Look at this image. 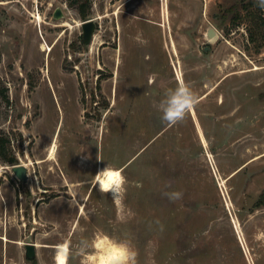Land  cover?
Returning <instances> with one entry per match:
<instances>
[{"label":"rangeland","instance_id":"obj_1","mask_svg":"<svg viewBox=\"0 0 264 264\" xmlns=\"http://www.w3.org/2000/svg\"><path fill=\"white\" fill-rule=\"evenodd\" d=\"M91 2L85 18L69 0H0V264H56L63 242L89 264L109 240L137 264H264V9ZM181 78L200 103L167 127L155 105ZM108 165L120 204L94 180Z\"/></svg>","mask_w":264,"mask_h":264},{"label":"clouds","instance_id":"obj_2","mask_svg":"<svg viewBox=\"0 0 264 264\" xmlns=\"http://www.w3.org/2000/svg\"><path fill=\"white\" fill-rule=\"evenodd\" d=\"M257 6L264 9V0H256ZM200 103L198 94L193 90L189 82L180 79L175 88L165 91L163 99L155 106L161 113L160 119L167 127L176 126L185 121L188 114ZM98 158V157H97ZM3 170L0 169V172ZM122 169L109 165L98 171L94 176L96 186L102 194L111 192L116 204L122 202L126 177ZM172 202L182 198V192L164 193ZM107 239V238H105ZM90 247L86 240H81L78 245V254H84ZM70 255V246L63 244L58 246L56 264H67ZM138 253L128 241H111L99 250L98 255H90L87 259L89 264H137Z\"/></svg>","mask_w":264,"mask_h":264},{"label":"water","instance_id":"obj_3","mask_svg":"<svg viewBox=\"0 0 264 264\" xmlns=\"http://www.w3.org/2000/svg\"><path fill=\"white\" fill-rule=\"evenodd\" d=\"M56 15H61V9L57 8ZM83 36L86 41H89L93 35L96 22L94 18L90 17L83 20ZM14 170L20 178L25 179L27 177L26 166L23 163H17L14 166ZM27 253L30 257L35 255V243H28L27 244Z\"/></svg>","mask_w":264,"mask_h":264},{"label":"trees","instance_id":"obj_4","mask_svg":"<svg viewBox=\"0 0 264 264\" xmlns=\"http://www.w3.org/2000/svg\"><path fill=\"white\" fill-rule=\"evenodd\" d=\"M71 4H74L77 6L80 14L82 17H88V14L90 13L92 2L91 0H69ZM4 140L0 137V149L4 147ZM8 160L11 162H14L16 160L15 156L8 157ZM259 200L264 201V193H262L259 197Z\"/></svg>","mask_w":264,"mask_h":264},{"label":"bare ground","instance_id":"obj_5","mask_svg":"<svg viewBox=\"0 0 264 264\" xmlns=\"http://www.w3.org/2000/svg\"><path fill=\"white\" fill-rule=\"evenodd\" d=\"M35 17H36V19L39 21V20H41L42 19V15H41V13H37V14H35ZM39 23V22H38ZM41 48L42 49H52V45H50V44H48L46 41H44L42 44H41ZM182 79V78H181ZM203 139H204V141H206V137L203 135ZM54 149H55V146H53L52 147V150H51V153H50V155L48 156L49 158L50 157H52L53 158V152H54ZM118 169V168H117ZM6 237V236H5ZM7 238V237H6ZM63 244H67V243H65V242H63V243H60V244H58L57 246H60V245H63Z\"/></svg>","mask_w":264,"mask_h":264}]
</instances>
